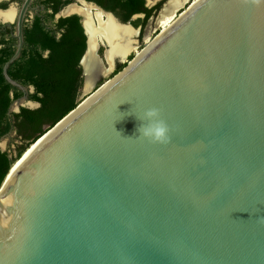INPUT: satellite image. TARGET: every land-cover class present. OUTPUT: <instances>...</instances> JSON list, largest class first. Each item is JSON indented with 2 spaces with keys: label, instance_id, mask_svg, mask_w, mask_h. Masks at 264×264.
Instances as JSON below:
<instances>
[{
  "label": "water",
  "instance_id": "water-1",
  "mask_svg": "<svg viewBox=\"0 0 264 264\" xmlns=\"http://www.w3.org/2000/svg\"><path fill=\"white\" fill-rule=\"evenodd\" d=\"M85 32L81 101L0 185V264H264V0H194L102 83Z\"/></svg>",
  "mask_w": 264,
  "mask_h": 264
},
{
  "label": "flooded vegetation",
  "instance_id": "flooded-vegetation-1",
  "mask_svg": "<svg viewBox=\"0 0 264 264\" xmlns=\"http://www.w3.org/2000/svg\"><path fill=\"white\" fill-rule=\"evenodd\" d=\"M129 0H0V149L7 150L11 156H16L20 146L24 143L23 135L19 131L20 112L23 102L32 99L33 85H25L19 68L25 64L24 53L31 52V47L25 44L27 29L33 28L37 20L46 28L60 34L58 23L61 18L78 16L85 32V15L82 9L90 7V13L99 25L96 14H102L103 19L116 18L125 25L134 27L132 38L133 50L136 53L152 39L149 34L157 31L159 34L166 29L194 0H142L139 10L130 12ZM22 18L23 45L20 47V21ZM170 20V21H169ZM168 21V22H167ZM98 27V26H97ZM137 30V31H136ZM86 34V32H85ZM87 36V35H86ZM149 38L146 40V38ZM101 43L100 53L109 49L106 39ZM108 46V47H107ZM138 48V49H137ZM20 50L19 55L15 56ZM133 58L129 56L128 62ZM124 60L116 57V67H124ZM10 99L5 107L6 85ZM18 94V95H17ZM29 108V107H28ZM6 128L8 130L6 131ZM5 140V142H4Z\"/></svg>",
  "mask_w": 264,
  "mask_h": 264
},
{
  "label": "trees",
  "instance_id": "trees-1",
  "mask_svg": "<svg viewBox=\"0 0 264 264\" xmlns=\"http://www.w3.org/2000/svg\"><path fill=\"white\" fill-rule=\"evenodd\" d=\"M141 1L129 0L130 12L138 11ZM58 27L62 29L59 35L37 20L33 28L27 29L25 44L31 47V52L23 55L25 64L19 68L20 78L25 85L35 87L30 98L41 106L21 108L19 131L24 143L16 156L0 149V185L29 145L81 101L84 78L80 60L86 50L87 36L78 16L61 18ZM9 87L7 84L6 108L11 102L7 93Z\"/></svg>",
  "mask_w": 264,
  "mask_h": 264
},
{
  "label": "bare ground",
  "instance_id": "bare-ground-1",
  "mask_svg": "<svg viewBox=\"0 0 264 264\" xmlns=\"http://www.w3.org/2000/svg\"><path fill=\"white\" fill-rule=\"evenodd\" d=\"M81 11L85 15V20H84L85 25L87 26V28L91 32V36L93 38H95L96 34H101V36L103 35L102 37L104 39H106L107 42L110 44L111 47H109V49H107L106 55H107V59L109 60V62L111 64V67L113 66V62H115L114 59L116 57L121 56V57H123V59H125L126 56L133 50L132 38H133V35L135 34V31H133L130 27H127V26L117 25L113 21V19H111L110 16H108L107 20H104L102 14L99 12L96 14L97 15L96 18L99 21V25L97 23V25L95 26V24H94L95 20L91 16L90 7L86 8V9H82ZM93 21H94V23H93ZM174 22H175V20L167 28H169ZM153 40L151 42L149 41V44L153 43ZM141 53L142 52L140 51V53H138V55H140ZM89 66H90V69L91 68H93L94 70L97 69L96 64L94 65L93 62H91L89 64ZM94 73H95L94 71L91 72V70H90L89 79H91L93 77ZM33 148H35V146ZM32 149L29 148V150L27 151V154H29L32 151Z\"/></svg>",
  "mask_w": 264,
  "mask_h": 264
},
{
  "label": "clouds",
  "instance_id": "clouds-1",
  "mask_svg": "<svg viewBox=\"0 0 264 264\" xmlns=\"http://www.w3.org/2000/svg\"><path fill=\"white\" fill-rule=\"evenodd\" d=\"M146 122L139 126L138 132L152 143H167L170 139V126L161 117L160 109L152 107L145 111Z\"/></svg>",
  "mask_w": 264,
  "mask_h": 264
},
{
  "label": "rangeland",
  "instance_id": "rangeland-1",
  "mask_svg": "<svg viewBox=\"0 0 264 264\" xmlns=\"http://www.w3.org/2000/svg\"><path fill=\"white\" fill-rule=\"evenodd\" d=\"M165 30V29H164ZM157 32V31H156ZM156 32L155 31H153L152 32V34H149L150 36H148V37H151L152 39H150V40H148V43H147V45L149 44V41L151 42L158 34H156ZM146 38V40L147 39H149V38ZM138 49V48H137ZM107 50V49H106ZM105 50V51H106ZM140 49L136 52V53H133V54H128L129 56H134V55H136V54H138V53H140ZM102 55H103V53H102ZM129 56L128 57H126L125 59H123L124 61V65L125 64H127V58H129ZM123 68V67H122ZM122 68H115L110 74H108L107 76H105V77H103L101 80H100V82L99 83H102V82H104V81H106L108 78H110V77H112L115 73H117L118 71H120ZM99 85V84H98ZM23 105H25V106H27V107H29L30 105H29V102H23ZM4 142H5V140H4Z\"/></svg>",
  "mask_w": 264,
  "mask_h": 264
}]
</instances>
